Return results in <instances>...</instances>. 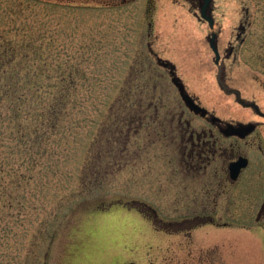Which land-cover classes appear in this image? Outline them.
<instances>
[{"label":"rangeland","instance_id":"obj_1","mask_svg":"<svg viewBox=\"0 0 264 264\" xmlns=\"http://www.w3.org/2000/svg\"><path fill=\"white\" fill-rule=\"evenodd\" d=\"M201 6L0 0V264H264V192L229 185L209 203L233 222L196 230L199 240L225 238L210 262L189 253L184 236L163 233L178 225L150 219L203 210L201 191L192 196L187 141L190 128L212 126L185 107L146 41L161 40L153 51L174 61L217 115L252 112L217 82ZM209 14L221 27V53L249 21L227 77L264 110V0H213ZM260 136L223 144L259 160Z\"/></svg>","mask_w":264,"mask_h":264},{"label":"flooded vegetation","instance_id":"obj_2","mask_svg":"<svg viewBox=\"0 0 264 264\" xmlns=\"http://www.w3.org/2000/svg\"><path fill=\"white\" fill-rule=\"evenodd\" d=\"M190 1L193 2V0ZM200 1L203 4V0ZM246 22H242L238 29H236V40H232L223 53H221L220 51V65H223L222 79L225 81L228 89L240 90L242 98H245L243 96L242 90L237 87H231L227 76L229 68L231 66L229 65V61L231 62V64L236 62L241 45L246 39L245 36L248 30L249 21L247 23ZM150 24L152 25L151 22ZM207 25L209 39L211 42L213 30L210 28L208 23ZM220 29L221 27H218V25L216 24L214 29V31L217 32L216 38L220 35ZM151 33L152 31L150 32V35ZM158 40L161 41L160 39H148V41H146L147 47L151 49V53H154L159 65L163 67L170 75L173 84L179 90L185 107L188 108L190 112H192L196 116L202 117L206 123L212 126V128L208 130L203 129L201 131L190 128L191 131L188 135L187 141L189 158L188 165L190 166L188 173L191 181V187L194 190L192 196L193 200L197 201V197L199 194H197L196 191H201L200 197L202 198V205L204 206L203 210L201 212L195 211L191 216L174 220H166L163 217L159 216L156 211H154V217L150 219H152V221L157 225H178L179 230L164 231L163 233L174 236H184L190 242V246L193 247L189 250V253L197 249L201 252V254H198L197 260L200 263L201 261L210 262L212 258V251L216 252L218 251V248H220L221 251V247L219 245L225 243V238L218 237L222 235L221 233H215L216 237L214 238L199 240L198 235H200V233L196 230L208 224L223 227L225 225L229 226L233 224V222L223 220V215H217L212 212L209 203H211V201H214L217 205L219 203V195L226 192L229 185L233 186V188H235L236 190L244 187L250 188L253 191H259L261 193L264 192V157L260 158L259 160H255V158L252 156L249 157L239 151H236V147H227V145H224L223 143L228 139H232L233 141L252 144L251 141L252 138H254L253 136L258 133H264V110L260 105L259 106L261 113H259L253 107L244 106L243 104L238 102L237 95L233 93L229 95L235 96L237 102L241 106L251 109L252 112L246 115L238 114L237 117L231 119H226L217 115L214 112L215 109L208 108L203 104L202 100L197 94L190 92L187 83L184 81V78L179 74L175 62L170 60L169 58L163 57L158 51H153L155 45L154 42H158ZM168 41L169 40H167L166 43ZM162 42H164V40ZM217 67L219 71V65H217ZM181 89L187 96H191L195 102L204 107L207 112L203 114L202 112L196 113L195 111H193L184 100ZM246 101L255 102V100ZM187 123L190 127H192L191 122ZM215 133H217L218 135L216 136ZM259 138L261 139V141L257 143L258 145L256 146V150L257 152H260L264 155V136H262V138L260 136ZM240 157H246L248 159V164L247 166L243 167L237 175H235L231 170V164L237 161ZM206 202H208V205L206 204ZM142 206L146 208L149 207V205L145 203ZM144 212L145 210H143V213ZM260 217H264V201L263 206L260 209V216L258 217V219H260ZM185 224L189 225V227L186 229L182 226ZM230 244L233 245V243ZM233 254L234 252L227 253L226 256L228 258H233ZM201 256L205 257L201 258ZM191 260L193 261L194 258H191ZM178 261L182 262L185 260L178 259ZM185 262L183 264H189ZM124 264L136 263L132 261L131 263L125 262ZM201 264H205V262Z\"/></svg>","mask_w":264,"mask_h":264},{"label":"water","instance_id":"obj_3","mask_svg":"<svg viewBox=\"0 0 264 264\" xmlns=\"http://www.w3.org/2000/svg\"><path fill=\"white\" fill-rule=\"evenodd\" d=\"M212 1L213 0H203V4H202V7H201V14H202V17L209 22L211 28H214L215 19L208 12ZM211 47H212V49L214 50V52L216 54V60L215 61L219 65V71H218L217 79H218L220 85L222 86L223 90L227 94L235 93L237 95V99H238L239 103L243 104L246 107H253L259 113H261L260 107H259V105L257 103L248 102L245 99H243L242 96H241V92L238 89H228L225 81L222 79V71H223L222 70V66L223 65L222 64L220 65L221 54H220V51H219V49L217 47V44H216V32L212 33ZM181 93H182V96H183L184 100L186 101L188 106L193 111H195L196 113H201L202 112L203 114H205L207 112V110L204 107H202L201 105H199L197 102H195L191 96H187L182 89H181ZM247 164H248V159L246 157H240L237 161H235V162H233L231 164V170L234 172L235 175H237L238 172L243 167L247 166Z\"/></svg>","mask_w":264,"mask_h":264},{"label":"trees","instance_id":"obj_4","mask_svg":"<svg viewBox=\"0 0 264 264\" xmlns=\"http://www.w3.org/2000/svg\"><path fill=\"white\" fill-rule=\"evenodd\" d=\"M217 25H218V27H220L218 22H217Z\"/></svg>","mask_w":264,"mask_h":264}]
</instances>
